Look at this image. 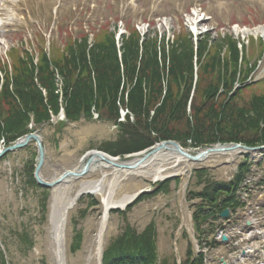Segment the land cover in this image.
Here are the masks:
<instances>
[{
    "label": "trees",
    "instance_id": "obj_1",
    "mask_svg": "<svg viewBox=\"0 0 264 264\" xmlns=\"http://www.w3.org/2000/svg\"><path fill=\"white\" fill-rule=\"evenodd\" d=\"M197 47L187 29L167 41L158 33L142 39L132 28L118 48L115 32L104 28L95 35L93 46L89 35H82L71 38L64 50L53 45L49 54L41 48L38 62L29 50H13L12 71L0 67V139L10 143L28 132L31 117L36 123L50 120L51 113H59L62 99L70 119L82 114L90 118L95 108L102 117L117 121L120 108L129 109L132 115L118 123V140L101 147L112 155L141 151L165 139L184 146L191 141L194 147L217 142L263 144L264 91L252 93L243 104L236 99L248 87L230 96L236 79L248 80L254 66L248 67L246 58L240 61L241 53L231 36L214 40L205 35ZM196 58L199 79L192 97ZM221 88L224 92L217 97ZM246 169V164L241 165L230 182L207 179L205 188L190 197L215 201L224 193H233ZM28 173L34 183L32 165ZM205 174L199 171L198 177ZM170 182L160 183L157 189L167 191ZM154 235V224L142 234L128 226L106 250L104 264H155ZM21 239L28 241L26 235ZM81 240L79 233L73 250Z\"/></svg>",
    "mask_w": 264,
    "mask_h": 264
},
{
    "label": "rangeland",
    "instance_id": "obj_2",
    "mask_svg": "<svg viewBox=\"0 0 264 264\" xmlns=\"http://www.w3.org/2000/svg\"><path fill=\"white\" fill-rule=\"evenodd\" d=\"M126 4L129 0H125ZM177 0H165L162 5L163 12L153 14L152 0H137L138 10L133 9L130 11L123 8L122 0H88V3L80 1L79 6H71L68 9H63L58 15L56 11L48 2L37 3L36 0H29V14L27 18L30 21L28 24H22L20 22L11 23L7 27L1 26L0 23V60L9 59L8 50L11 46L26 45L32 51H37L38 36L43 35L47 39L46 48L48 49L49 42L55 41L56 46L62 50L61 47L68 42L69 37L81 38L82 35L90 33L91 39L94 38L92 33L97 34L101 25H109L108 28L114 29L116 23L121 29L120 32H127L130 26L137 28H144L145 31L158 30L160 33H167L172 36L173 33L181 29V22H184L191 29H194L195 16L193 15L194 9L199 10L194 0H188L186 10H180L175 4ZM210 1V2H209ZM201 3L202 9L210 8L212 11L214 21L202 22L205 23L204 27H201L199 32L211 30L215 27L214 35L233 33L240 36L244 42H248V34L241 32L242 30H255L257 27L264 25V10L260 3L247 1V0H209ZM225 3L224 8L218 6L219 2ZM95 4L100 8L98 12L94 8ZM185 9V8H184ZM228 9V10H227ZM97 11V12H96ZM200 11V10H199ZM137 15V16H136ZM245 20L241 21L242 29L234 27L240 17ZM226 17L231 18L232 25H228ZM214 22V26L212 25ZM245 24V25H244ZM206 26V27H205ZM257 26V27H255ZM105 27V26H104ZM2 32L4 34H2ZM198 32V33H199ZM262 39L261 37H259ZM250 43L248 45L247 56L250 63H258V59L263 54L264 39L256 41V36L251 35ZM42 40V37H41ZM46 43V42H45ZM257 43V44H256ZM44 45V43H43ZM262 66L257 67V70L253 72V81L261 80L257 82L254 91L257 93L264 91V75L262 71L264 69V57L261 59ZM2 63H0L1 65ZM62 79H59V83ZM251 91L242 92L241 96L236 99L238 103L243 104L248 100ZM55 120V119H54ZM55 123V121H54ZM91 124H100L105 128L107 125L110 129L109 135L104 132L89 134L88 137L81 140L82 134H76L75 131H80L84 126ZM97 125V126H100ZM72 128V132L69 128ZM100 127V128H101ZM40 133H42L43 144L45 147L55 149V156L57 158L63 157L67 147L70 150H76L77 145L82 142L80 149L74 152L76 158H81V167L85 161L82 162V158L87 155L90 150L99 149L102 143L107 140H114L117 135V128L113 122L98 120H84L78 123L67 124L61 133L55 132V126L53 123L46 124L38 127ZM74 130V131H73ZM94 133V132H93ZM69 136L68 143H64L66 136ZM64 144H66L64 146ZM196 152L198 150H191ZM37 146L34 142H30L24 149H19L14 152L6 153L0 158V244H2L7 251V260L10 264H48L46 254L35 255V246L45 237L48 228V211H49V199L47 198L44 203L46 207H42L43 193L50 190H44L43 188H34L28 186L26 183L25 162L31 159V155H36ZM61 160V159H60ZM63 161V160H62ZM260 165H264V159L261 160ZM29 163V161H28ZM26 163V165L28 164ZM65 163V162H64ZM62 163L59 168L63 170V174L67 167ZM232 164L224 163L219 168L208 170L210 177L216 180H227L229 176H221L220 168H224L226 175L230 172ZM60 174V175H61ZM234 175V174H233ZM181 178V177H180ZM261 183H264V176L258 178ZM183 179L181 178L179 186H175L172 183L173 189L169 194L160 193L158 195H151L144 198L137 203L130 212H128L126 219L111 211L113 219H117L118 228L115 233L111 234L108 240L107 246L110 240L116 237L122 232V227L125 222H129L137 231L141 232L146 225L154 219L157 224L156 230V242L159 252V259H167L172 264L178 259V252L181 253L182 248L185 246V242L190 238L187 225H185V214L192 212L191 202L186 200V205L183 207L181 200L180 188ZM125 184V183H124ZM123 184V185H124ZM131 184L126 182V185ZM260 184H257L259 186ZM261 186V185H260ZM202 185L195 177L194 170L190 176V182L187 185L186 199L188 197L189 190H200ZM261 190V188H259ZM44 190V191H43ZM177 190V191H175ZM89 195H83L78 201V208L72 213V241L71 247L75 244L74 237L77 232H82L84 239L79 251L83 249V243L87 233L86 221L92 216L99 218L102 213L99 212V205L95 208H91L86 215H83L84 210L90 202ZM188 201V202H187ZM264 211V206L263 208ZM26 229L32 237L35 246L30 250H25L20 241L16 238L17 231H23ZM180 230H185L184 232ZM94 231V230H93ZM92 235L97 232L94 231ZM179 232V235H178ZM181 236L184 239H181ZM163 240V243H162ZM175 242L178 244V252L176 251ZM2 249V247L0 246ZM1 251V250H0ZM73 252L77 254L79 252ZM184 254V253H181ZM183 258V257H180Z\"/></svg>",
    "mask_w": 264,
    "mask_h": 264
},
{
    "label": "bare ground",
    "instance_id": "obj_3",
    "mask_svg": "<svg viewBox=\"0 0 264 264\" xmlns=\"http://www.w3.org/2000/svg\"><path fill=\"white\" fill-rule=\"evenodd\" d=\"M38 2L49 1V4L55 9L58 15L63 9H68L72 5H77L80 0H37ZM85 3L87 0H84ZM154 11L158 1H154ZM136 0L128 2V9L135 8ZM29 7L28 0H0V23L3 27H7L14 21L27 23L24 19V11ZM161 12V11H158ZM195 12V11H194ZM195 22L199 24L203 20L199 18L195 12ZM264 35V27L253 31ZM245 33V32H244ZM2 34H4L2 32ZM100 124H91L84 126L76 134L83 135L81 140H85L89 134L102 133L110 134L109 127L97 126ZM101 127V128H100ZM69 130L72 132V128ZM74 131V130H73ZM94 132V133H93ZM42 138V135L40 136ZM67 135L64 143H68ZM43 141V138H42ZM82 142L77 145L76 150L80 149ZM66 144H64L65 146ZM201 156L198 158H190L179 154L172 148L157 149L152 151L144 159L138 154L127 163L132 167L117 168L111 164L95 161L90 165L89 171L79 176H64L60 181L53 184L49 195V211H48V230L45 237L36 245L34 254H46L48 264H100V257L103 249L108 243L111 234L115 233L118 228V220L113 219L111 215L112 207L126 208V201H129L133 195L140 189H145L150 185V181L160 179L169 174H178L183 178L181 185V197L184 196L186 185L190 182L191 171L194 168L208 167L210 169L219 168L224 163H230L233 167L238 164L240 155L243 152L241 148L224 149L221 145L213 148H201ZM76 150H67L63 157L57 158L55 149L45 147L44 164L41 169V176L48 182H55L61 177L63 172L61 167L64 163L67 170L77 171L81 164V158H76L74 152ZM61 159V160H60ZM63 160V161H62ZM103 161V160H102ZM232 167V168H233ZM224 168H220V175L225 177ZM61 174V175H60ZM231 175V174H230ZM112 176H114L112 178ZM126 182L131 184L126 185ZM125 183V184H124ZM124 184V185H123ZM93 193L99 201V211L102 215L99 218L90 216L86 221L87 233L83 245V249L77 254H73L70 250L72 241V213L78 208V201L82 195ZM183 206H186L182 201ZM264 223L262 214L250 216L244 225L246 233L242 238L254 239L258 236L260 242L256 244L258 247L264 245ZM186 224L192 229L190 222V214L187 213ZM238 230L242 228L238 225ZM233 229H236L235 227ZM96 231L92 235V231ZM93 231V233H94ZM228 234H231L228 232ZM243 249L253 250L252 246H245ZM226 264H264V253L259 251V255L253 258L250 253L243 256L242 260H238L232 255L227 254V250L223 249ZM249 252V251H248ZM253 252H257V249ZM240 255L241 252H239ZM219 264V263H216Z\"/></svg>",
    "mask_w": 264,
    "mask_h": 264
},
{
    "label": "water",
    "instance_id": "obj_4",
    "mask_svg": "<svg viewBox=\"0 0 264 264\" xmlns=\"http://www.w3.org/2000/svg\"><path fill=\"white\" fill-rule=\"evenodd\" d=\"M30 137H32V136H30ZM29 137V138H30ZM35 138H37V137H35ZM37 140H38V142H39V164H38V166H37V168H36V177H37V179L39 180V183L41 184V185H43V186H46V187H49V186H51L52 184L51 183H49V182H46L45 180H43L42 178H40V175H39V172H40V169H41V167H42V165H43V163H44V151H43V148H42V146H41V144H40V140H39V138H37ZM26 143V141L25 142H22L21 144H18L17 145V147H19V146H23L24 144ZM239 147H241V148H244V149H249V150H252V149H254V148H249V147H246V146H242V145H240V144H232V146H230L229 148L231 149V148H239ZM12 148H14V147H12ZM162 148H166V149H169V148H172L174 151H176V152H178V153H180V154H182V155H185V156H187V157H190V158H198L199 156H201V153L200 154H198V155H196V156H193L192 154H190L187 150H185L181 145H180V143H178L177 141H174V140H167V141H162V142H160V143H158L155 147H154V149H153V151L154 150H157V149H162ZM257 149H260V148H257ZM151 153V152H150ZM150 153H147L144 157H142L141 159H144L147 155H149ZM99 156L101 157V159L103 160V161H105V162H107V163H109V164H111V165H113V166H115V167H117V168H127V167H132V165H129L128 163H118V162H115L114 161V159L112 158V157H110V156H106V155H104V154H99ZM93 162V158H91L89 161H88V163H87V165L85 166V168L80 172V173H78V175H83L84 173H86L88 170H89V168H90V165H91V163ZM72 172H67L66 173V175L67 174H71ZM72 174H77V173H72ZM170 177V176H169ZM223 215H225V216H227L228 215V210H226V211H224V213H223Z\"/></svg>",
    "mask_w": 264,
    "mask_h": 264
}]
</instances>
